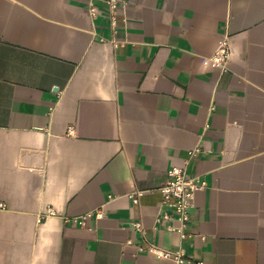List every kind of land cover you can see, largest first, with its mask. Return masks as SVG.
Masks as SVG:
<instances>
[{
	"label": "crops",
	"instance_id": "crops-1",
	"mask_svg": "<svg viewBox=\"0 0 264 264\" xmlns=\"http://www.w3.org/2000/svg\"><path fill=\"white\" fill-rule=\"evenodd\" d=\"M104 1L0 0V264H264V0H119L115 28ZM174 167L205 183L183 239Z\"/></svg>",
	"mask_w": 264,
	"mask_h": 264
},
{
	"label": "built area",
	"instance_id": "built-area-1",
	"mask_svg": "<svg viewBox=\"0 0 264 264\" xmlns=\"http://www.w3.org/2000/svg\"><path fill=\"white\" fill-rule=\"evenodd\" d=\"M118 1L119 0H105L104 4L108 9L109 22L112 28L116 27L117 22V12H118ZM89 14L91 17L97 16L96 7L91 5L89 8ZM230 56V49L228 40L224 39L220 42L218 49L209 58L205 60L206 64L217 68L220 72H225L227 70V62ZM199 149L192 150L190 156L198 152ZM204 181L200 180L198 177L189 176L186 172L185 167H174L167 173V180L165 184L160 188L161 192V202L160 205L167 210L174 211L176 215V221L178 222V227L174 228L172 226H167L168 230H174L179 234L180 239L185 238L184 229L189 219L190 212L194 209V195L197 191L204 188ZM141 193H135L130 196L132 202L137 204L138 197ZM0 204V208H2ZM57 213L52 207L45 208L40 212L36 221L39 223L48 217L56 216ZM94 215L95 218L101 219L104 217V212L102 209H94L82 214L79 217L73 218V222L79 226L85 227L87 221ZM161 219H169L167 214H164ZM159 221V220H158ZM136 230L141 231L140 224L136 223L133 225ZM143 250V248H140ZM146 250L160 259L173 260L176 264H181L185 261L184 252L181 248L174 251L162 250L154 245H148ZM198 264H203L199 262Z\"/></svg>",
	"mask_w": 264,
	"mask_h": 264
}]
</instances>
